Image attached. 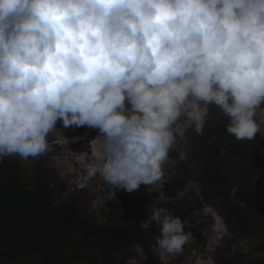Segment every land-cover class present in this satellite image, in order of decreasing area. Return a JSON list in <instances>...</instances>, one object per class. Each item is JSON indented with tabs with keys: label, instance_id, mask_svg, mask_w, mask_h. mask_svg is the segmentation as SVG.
Segmentation results:
<instances>
[{
	"label": "clouds",
	"instance_id": "clouds-1",
	"mask_svg": "<svg viewBox=\"0 0 264 264\" xmlns=\"http://www.w3.org/2000/svg\"><path fill=\"white\" fill-rule=\"evenodd\" d=\"M210 106L235 139L261 133L264 0H0V159L44 154L60 120L98 128L89 175L115 199L158 181ZM149 208L140 227L155 224L156 248L180 252V217Z\"/></svg>",
	"mask_w": 264,
	"mask_h": 264
},
{
	"label": "rangeland",
	"instance_id": "rangeland-1",
	"mask_svg": "<svg viewBox=\"0 0 264 264\" xmlns=\"http://www.w3.org/2000/svg\"><path fill=\"white\" fill-rule=\"evenodd\" d=\"M228 122L219 108L210 106V114L204 128ZM62 120L57 122L60 134L53 133L48 137L49 149L44 154L29 159L9 156L0 159V172L6 163H17L21 167L20 177L24 184L32 185L36 179L48 185L51 190V210L59 209L67 203H75L80 215L101 227H107L115 215H121L126 196L125 189H115L116 198L109 199L113 186L107 185L99 175H89V164L101 156L99 142H93L102 133L98 128L88 126H69L61 128ZM69 143L62 142L63 135ZM264 138V126L259 133ZM219 146L239 142L248 146L252 140H237L232 136L214 139ZM199 134L189 128L183 138L178 139L175 148L163 167L158 181L150 185L152 194L148 205L165 207L178 216L184 232L189 239L182 250L168 254L156 248L154 237L159 234L155 224L149 228L147 244L159 264H222L237 260L240 264H264V251L258 249L264 245V232L246 236L238 217L230 211L236 200L231 198L230 208L223 207L222 201L203 183V162L199 151ZM224 174L234 191L248 188L250 191L264 194V148L255 147L247 152L244 159H234L222 151ZM129 193V194H128ZM250 213L260 220L264 215L258 207H252ZM148 218V217H147ZM56 233H64L79 239L77 246L81 259L73 264H102L99 253L87 245L83 233L70 227L52 225ZM94 255L97 260L90 262L87 255ZM61 261L66 263V259ZM111 258L115 264H126L134 259L136 264H150L146 247L140 240L127 245H120L112 250ZM14 264H43L40 256L32 258L16 256Z\"/></svg>",
	"mask_w": 264,
	"mask_h": 264
},
{
	"label": "trees",
	"instance_id": "trees-1",
	"mask_svg": "<svg viewBox=\"0 0 264 264\" xmlns=\"http://www.w3.org/2000/svg\"><path fill=\"white\" fill-rule=\"evenodd\" d=\"M227 122L204 128L199 134V151L203 162V183L222 201L223 207L230 208L231 198L236 200L230 211L238 217L246 236L264 232V215L260 220L250 213L252 207L264 213V194L258 195L248 188L234 191L224 174L222 151L234 159H244L252 148H264V138L259 134L252 145L231 142L219 146L214 139L229 136L226 132ZM21 167L17 163H6L0 172V264H14L16 256H40L43 264H73L81 257L77 246L82 243L74 236L56 233L52 225L70 227L81 231L87 245L95 249L102 264H115L111 258L112 250L120 245H127L140 240L146 247L150 264H159L149 248L147 240L149 229L140 227L141 221L148 217V205L152 194L150 185H142L139 190L126 196L121 215L109 219L107 227H101L84 219L75 203H67L59 209L51 210V190L48 185L36 179L32 185L22 182ZM129 194V193H128ZM182 220L184 214L178 212ZM185 231V230H184ZM258 251H264V245ZM66 263L61 261V257ZM87 260L95 262L94 255H87ZM222 264H240L229 260Z\"/></svg>",
	"mask_w": 264,
	"mask_h": 264
}]
</instances>
